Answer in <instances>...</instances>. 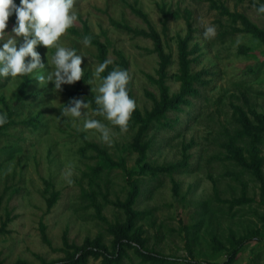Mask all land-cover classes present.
I'll use <instances>...</instances> for the list:
<instances>
[{"label": "rangeland", "instance_id": "rangeland-1", "mask_svg": "<svg viewBox=\"0 0 264 264\" xmlns=\"http://www.w3.org/2000/svg\"><path fill=\"white\" fill-rule=\"evenodd\" d=\"M13 2L20 5V0ZM261 4L264 0H75L77 20L60 46L75 48L82 56L83 93L96 96L102 83L95 74L96 47L83 44L81 36L87 32L108 45L112 62L117 51L127 60L139 111L150 110V95L160 94L151 80L158 79L160 62L152 35L169 57L164 79L169 94L179 90L173 77L177 41L186 40L190 71L204 72L199 94L180 111L168 113L169 127L147 133L142 160L130 147L134 129L121 133L91 107L85 109L86 118L111 129V143H106L98 131L83 127L84 117L62 114L73 99L88 103L73 85L56 91L51 82L39 85L35 74L0 78V114L6 113L8 121L0 126V261H58L64 257L63 239L81 247L86 239L100 237L104 251L110 252L114 236L108 225L126 224L119 203L135 183L140 192L132 208L142 214L125 240L130 246L119 264H148L137 249L176 259L175 264H214L234 248L239 254L233 264H264V44L251 27L264 32V13L257 12ZM223 9L243 15L250 25L244 27ZM112 20L149 37L134 36ZM211 25L216 27L214 38L205 36ZM15 26L13 13L6 34L13 35ZM14 38L19 48L23 38ZM35 50L44 74L54 71L56 50L42 45ZM22 83H27L23 89ZM238 119L249 123V130L261 127L263 132L257 137L239 134ZM258 161L256 172L252 166ZM69 166L72 183L65 178ZM92 190L99 218L84 196ZM52 194L55 201L48 208ZM40 224L50 246L41 239ZM88 264L102 262L90 257Z\"/></svg>", "mask_w": 264, "mask_h": 264}, {"label": "clouds", "instance_id": "clouds-1", "mask_svg": "<svg viewBox=\"0 0 264 264\" xmlns=\"http://www.w3.org/2000/svg\"><path fill=\"white\" fill-rule=\"evenodd\" d=\"M75 0H20V5L13 0H0V78L23 77L35 74L39 85L53 83L56 91H61V85H72L81 80L84 72L81 69L82 56L77 54L75 48L60 46V38L73 27L77 15L72 11ZM258 13H264V4L257 8ZM15 13L16 26L12 29L13 35H8L5 29L9 17ZM216 27L208 26L205 36L214 38ZM22 37L23 42L17 48V39ZM91 37H85L83 44L90 46ZM37 45L46 49H55L52 57L54 71L44 74V64L39 53L35 50ZM111 60H105L96 68L95 74L99 78ZM130 81L129 73L119 68L111 71L103 78L97 89L95 104L98 106L94 115L105 117L112 125L118 126L121 133L128 131L129 122L136 109L135 101L129 97L127 85ZM89 81L88 84H92ZM93 89L91 88V91ZM90 105L82 99H73L65 105L64 115L70 114L75 119L84 117L83 127L86 130H96L101 139L111 143V129L96 119H88L87 112ZM7 115L0 114V126L6 124ZM72 166L65 173L68 183H72Z\"/></svg>", "mask_w": 264, "mask_h": 264}, {"label": "trees", "instance_id": "trees-1", "mask_svg": "<svg viewBox=\"0 0 264 264\" xmlns=\"http://www.w3.org/2000/svg\"><path fill=\"white\" fill-rule=\"evenodd\" d=\"M223 14L231 16L234 21H241L244 27L249 26V22L243 17L241 14L236 13H229L226 9L222 10ZM112 24L121 28L122 30L131 33L134 36H141L143 38H148L149 35L146 31L131 28L128 25L120 24L117 22L111 21ZM252 29L255 31V37L260 40L264 44V32L258 31L251 26ZM234 31H238V29H234ZM250 32V31H249ZM83 39L85 37H91L90 45L96 47L97 50V60L98 63L101 64L105 60H110L108 57V45L98 40V38L89 35L87 32L81 36ZM152 41H154V50L157 53L160 62L159 67L157 69L158 79H152V82L158 84L159 88V97L156 98L154 95H150L153 103L150 110H145L143 112L139 111L137 108L132 114L131 120L129 122V129L135 130L134 139L132 144L130 145L132 150L137 151L138 155L141 156L142 160L145 158L144 153L145 150L148 148V143L145 141V137L147 133L152 128H162V127H169L170 124L168 122V113L170 112H178L182 109V106L188 105L190 101L188 98L195 97L199 94V88L197 84L202 82V75L204 72L192 73L190 71V60L188 59V49L186 45V40L179 39L177 41V48H178V69L176 73L173 75L176 82L179 83V90L177 93L169 94L168 87L164 85V79L166 78V68L168 67L169 57L165 55L162 44L160 39L154 35L151 36ZM117 60L113 61L108 67L105 69L103 73L100 74V79L103 80L111 71L116 68L121 70H126L128 73L129 64L123 54L120 51L116 52ZM81 80L72 84L76 89L77 93L81 94L83 91L80 89ZM27 83H22V89L26 87ZM127 91L129 97L132 98L131 93V85L130 82L127 85ZM76 92H74L75 94ZM86 96V100L91 105V109L93 111L96 110L98 107L95 104V95L93 93H83ZM133 99V98H132ZM241 123L242 131H239V134L246 135L250 137L252 132L256 135V137L263 132L261 127H255L254 130L250 127V124L244 122L243 119H238ZM264 128V127H263ZM248 130V131H247ZM258 134V135H257ZM92 146V145H91ZM95 150L98 151L97 147L93 145ZM261 166V162L258 161L253 164L252 168L259 172V167ZM144 167L149 168L148 165H144ZM143 168V169H146ZM49 187V183H48ZM140 188L137 184L134 183L132 185V191L129 193L127 200L124 203H119V206L124 210L126 224L125 225H117V226H110L108 225L109 233L114 236V239L111 242V250L110 252H105V246L101 243V238L97 237L95 240H88L86 239L85 243L81 247H76L75 245L68 244L66 239H63V246L62 252L64 253V257L58 261L54 262H45L43 261L42 264H88V259L91 257L93 259H101L102 264H119L121 259L126 255V248L130 246L125 240L130 239L129 236L131 233L135 231L134 225L138 220L139 216L142 214L141 212H134L133 205L136 202V199L139 195ZM88 200L90 206L94 208L95 216L97 218L100 217V207L97 203V192L93 191L90 193H86L84 195ZM55 201V195L52 194L50 199L48 200V208L52 206ZM104 220V219H102ZM4 230L0 228V232ZM40 235L41 239L47 246L51 245L47 234L45 232L46 227L43 224H40ZM190 242V241H188ZM106 250V249H105ZM239 248H234L226 257V259L221 263H214V264H233L237 259L239 254ZM142 258L143 262H148V264H175L178 263V260L167 258L162 255L152 254L148 252L141 253L140 250L137 249L136 251ZM0 264H3L0 261ZM16 264H27L26 262H18ZM189 264V263H187Z\"/></svg>", "mask_w": 264, "mask_h": 264}]
</instances>
